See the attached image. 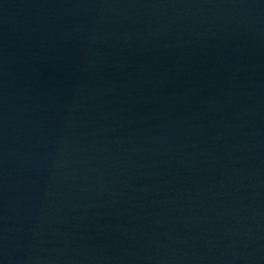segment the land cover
<instances>
[{
    "label": "water",
    "instance_id": "obj_1",
    "mask_svg": "<svg viewBox=\"0 0 264 264\" xmlns=\"http://www.w3.org/2000/svg\"><path fill=\"white\" fill-rule=\"evenodd\" d=\"M0 264H264V0H0Z\"/></svg>",
    "mask_w": 264,
    "mask_h": 264
}]
</instances>
